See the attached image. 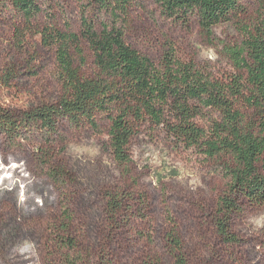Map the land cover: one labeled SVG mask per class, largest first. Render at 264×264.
<instances>
[{"label": "trees", "instance_id": "1", "mask_svg": "<svg viewBox=\"0 0 264 264\" xmlns=\"http://www.w3.org/2000/svg\"><path fill=\"white\" fill-rule=\"evenodd\" d=\"M76 1L82 7L80 34L98 53V72L73 77L61 94L29 109L0 105V132L11 142L37 135L52 147L67 128L100 132L105 121L107 149L125 179L132 139L144 132L151 139L163 137L175 149L197 151L206 160L224 159L220 171L227 183L216 204L207 207L209 242L201 236L197 251L167 216L169 262L155 250L152 235L133 232L135 217L150 222L145 191L127 182L107 189L99 218L89 219V239L98 241L87 245L84 218L71 213L68 202L51 227L54 244L65 249L58 264H116L117 253L96 238L100 234L126 241L123 251L130 264H208L214 256L217 263L245 264V242L233 223L245 206H264V0H257L255 10L249 0H152L161 17L187 29L196 24L211 41L215 27L231 23L238 38L220 43L232 68L222 77L180 57L170 42L156 60L134 47L127 32L133 10L144 8L139 0ZM1 5L25 17L42 9L34 0H0ZM42 143L41 162L64 193L75 185L71 173ZM23 254L18 251V256Z\"/></svg>", "mask_w": 264, "mask_h": 264}, {"label": "rangeland", "instance_id": "2", "mask_svg": "<svg viewBox=\"0 0 264 264\" xmlns=\"http://www.w3.org/2000/svg\"><path fill=\"white\" fill-rule=\"evenodd\" d=\"M34 1L42 9L32 17L0 6V105L8 109H29L54 99L73 77H88L99 70L97 51L80 34L81 5L76 0ZM139 1L144 8L133 10L127 32V40L138 50L156 60L167 41L180 57L194 60L215 76L232 70L220 44L237 40L231 23L215 27L211 41L198 25L187 29L172 23L161 17L152 0ZM248 4L255 10L257 0ZM107 128L105 121L100 132L67 128L52 147L37 135L11 142L0 132V264H58L65 249L54 244L51 227L68 202L71 213L84 218L80 224L86 245L98 241L89 239V221L99 218L105 191L126 182L145 191L150 203V222L140 223L135 217L133 232L152 235L155 250L166 262L168 215L194 251L201 236L209 242L207 207L214 206L226 188L227 178L220 171L224 159L206 160L197 151L175 149L163 137L151 139L142 132L132 139V163L125 179L107 149ZM40 143L67 164L75 185L66 192L48 177L38 152ZM233 229L245 242L244 263H264V206H245ZM100 235L96 238L117 253L116 264H130L123 251L126 241ZM18 251L25 253L23 257ZM217 259L210 258L208 264H221Z\"/></svg>", "mask_w": 264, "mask_h": 264}]
</instances>
